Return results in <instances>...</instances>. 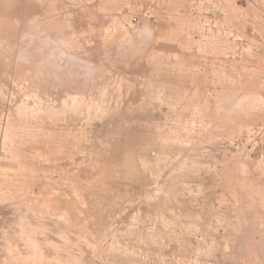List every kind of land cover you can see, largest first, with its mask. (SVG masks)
<instances>
[{
	"label": "rangeland",
	"instance_id": "obj_1",
	"mask_svg": "<svg viewBox=\"0 0 264 264\" xmlns=\"http://www.w3.org/2000/svg\"><path fill=\"white\" fill-rule=\"evenodd\" d=\"M0 264H264V0H0Z\"/></svg>",
	"mask_w": 264,
	"mask_h": 264
}]
</instances>
